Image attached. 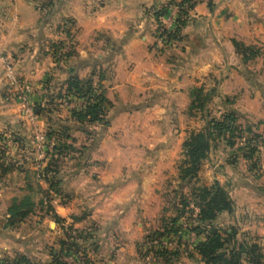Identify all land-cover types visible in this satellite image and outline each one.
<instances>
[{
    "label": "crops",
    "instance_id": "crops-1",
    "mask_svg": "<svg viewBox=\"0 0 264 264\" xmlns=\"http://www.w3.org/2000/svg\"><path fill=\"white\" fill-rule=\"evenodd\" d=\"M165 2L56 0L43 8L35 0H0V52L19 79L45 92L65 89L72 78L98 82L109 102L105 125L83 126L72 111L60 120L69 135L62 143L73 149L66 160L77 168L60 174L59 185L81 192L79 199L61 201L62 190L54 194L38 178L36 135H46L51 125L12 99L13 88L0 66V145L11 142L8 150L3 146L0 164L22 166L12 165L7 173L0 166V258L43 260L46 251L39 243L48 231L57 233L53 220L60 218L72 219L81 234L93 238L86 252L93 264H143L140 249L159 226L166 205L161 184L151 183L150 160L159 156L170 163L176 157L195 88L234 97L222 112L238 110L264 134V77L235 49V43L264 44V0H192L172 54L159 48L155 36L156 11ZM65 20L78 34L76 53L64 64L55 49L72 34ZM81 151L87 161L82 167ZM228 152L211 156L213 182L226 187L235 203L234 212L223 213L217 222L256 228L264 237V178L255 180L248 168L231 165ZM27 196L36 208L49 210L21 221L22 234L1 226L10 217L8 201ZM32 222L28 229L26 223Z\"/></svg>",
    "mask_w": 264,
    "mask_h": 264
},
{
    "label": "rangeland",
    "instance_id": "rangeland-1",
    "mask_svg": "<svg viewBox=\"0 0 264 264\" xmlns=\"http://www.w3.org/2000/svg\"><path fill=\"white\" fill-rule=\"evenodd\" d=\"M52 0H35V3L38 7H47L49 5V2ZM54 2L56 0H53ZM166 2L162 7H160L156 11V16L166 7L172 0H165ZM53 2V3H54ZM50 7V6H49ZM160 19L157 17V27H156V43L158 46H160V49H165L167 51L166 53H174L175 46L173 47H164L161 44H158V28L160 25ZM68 25V28L70 31H72L71 36H68L65 38L63 42H58V48L55 49V52H58L60 57H62V63L65 61L67 56L70 54H75L77 49V41L76 37L78 34V30L76 29L75 25L72 23V21L65 20ZM181 35V32L179 34V37ZM61 43V44H60ZM177 47V46H176ZM252 49V53H248V57H250V60H248L246 63L251 64L250 67H252L253 71H256V73H260L264 77V44L262 46H249ZM254 53L256 56H254ZM60 59V58H59ZM6 60V63H3V61ZM8 58L7 56L0 52V66L4 68V76L9 81L11 87L13 88L14 96L12 99L18 101L14 86L12 85V79L15 78L16 80H21L16 75V72L14 70V67L10 65V63L7 62ZM64 63V62H63ZM65 64V63H64ZM8 67L11 71H9ZM10 72H13L10 73ZM9 74L11 75L9 77ZM257 79V78H256ZM259 79V78H258ZM25 82H30L28 80H21ZM84 81V80H83ZM88 81V80H85ZM258 81V80H257ZM256 81V82H257ZM262 83L264 85V78H262ZM93 85H95L96 88H99V84L94 83L91 81ZM34 84V83H33ZM35 85V84H34ZM36 86V85H35ZM67 88V85L65 86V89L63 90H57V87H55L52 91L45 92L42 91V94L46 93L45 99L47 101V107L39 109H42L43 114L41 113L40 116H46L45 118L49 119V125H51V128L59 129V123L60 120H66L65 117L67 112L70 114L71 110H68L65 105H61L60 102L63 100L65 95V90ZM203 89H206L204 92L205 97H209V102L206 104L205 110H201L200 112L195 109L193 112L190 113V105L187 112V119L188 121L182 120L183 128L180 131H183L184 138L183 143L184 144L187 139L193 134L198 133L201 131H204L207 126L209 125V122L213 119H220L224 114L222 112V106L223 104L227 106V103L234 104L232 100L234 97L230 98H222L217 97V95L214 94V91H211L210 89H207L205 87H201ZM58 89H60L58 87ZM100 89V88H99ZM101 90V89H100ZM100 92V91H99ZM43 97V96H42ZM40 98V97H39ZM190 98V96H189ZM233 98V99H232ZM236 99V97H235ZM231 102V103H230ZM21 103V102H20ZM190 104H191V98H190ZM23 105L24 109H26V106L24 103H21ZM36 107H38L36 105ZM236 113L240 114L241 117L237 119V121L233 124V128L236 129L234 132V135L231 136L230 133H227L223 137H218L217 135L213 138L211 143V150L208 154L209 159L208 163L205 160L202 164L201 170L198 174V177L193 180L188 186H184L182 181L180 180V168L183 166L184 161V155H183V145L179 149V152H176V157L168 162L167 158H154L151 161V167H150V178H152L151 183L152 184H161L162 186V199L165 200V208L163 209V212L159 216V226H157L155 229L151 230V233L149 236L151 238H155L156 236L158 238H165L167 242H174V247L169 248H157L152 247L150 248L147 246V239L144 241L143 247H141V256L144 259L143 264H165L163 260H157V255L161 252H169V251H178L181 256L180 258L174 262V264H203L198 256H194V259L191 258V255H195V246L203 240V236H197L196 232L193 230L196 227V215H198L199 209L197 207V204L199 202V198L197 197L200 194V189L202 188H210L214 185L215 182H213V173H212V160L211 156L215 155L214 159L218 157L222 152H228V159L231 165L236 166V168L239 169H246L248 168V172L253 173L252 177H254L255 180L257 178H264V134L259 131V129L253 127V125L249 124V121L247 122V119L241 114L238 110H234ZM229 110V111H231ZM226 113V112H225ZM221 115V117H219ZM109 119V112L106 117V121L108 122ZM105 125V124H103ZM188 127V129H187ZM256 139V137H258ZM228 141L233 143L232 145L228 146ZM156 147V146H154ZM82 148V146H81ZM225 148V150H224ZM257 150L255 157H253L251 160H247L245 157L246 155H249L251 153L252 149ZM3 146L0 145V152L3 151ZM83 149V148H82ZM156 149H159V146ZM220 150V151H219ZM158 152V150L156 151ZM216 152H219L217 154ZM2 153H5L3 151ZM81 167L85 162H87L84 159L83 152L81 151ZM226 154V153H225ZM35 163V161H33ZM38 162V160H37ZM30 163V162H29ZM32 163V162H31ZM33 163V164H34ZM79 163V162H78ZM77 163V164H78ZM15 165V168H19L22 166H17L16 164H11L10 166ZM19 165V164H18ZM263 165V166H262ZM24 166V165H23ZM75 168V162L68 161L66 159H62L56 162V164H53L50 168L51 171V177H54V172L58 170V177L61 174L64 175L65 173H73ZM249 175V173H247ZM50 177V176H49ZM56 181V180H55ZM57 189H61V201H73L75 198H81V192H76V190H69L64 189V187L61 188L60 185H57V187H53L54 194L57 192ZM226 189V187H224ZM199 191V192H198ZM182 193L190 202L189 207L185 209L183 214L178 216L177 211V205L180 204L181 197L178 195L176 196V193ZM229 196L230 192L227 190ZM48 196L51 197V194H48ZM231 198V196H230ZM49 197L47 198V201H49ZM232 199V198H231ZM263 203H264V199ZM233 201V200H232ZM234 202V201H233ZM182 209L181 206L178 207V210ZM235 209V208H234ZM49 208L47 209H41L40 207H34L33 213L39 212H47ZM35 214V213H34ZM81 215V214H80ZM33 217V216H32ZM177 218L176 225H175V231L170 234H164V235H157L158 231H165L164 225L169 224V226L172 224V221ZM29 220V219H28ZM53 222L55 223V226L52 227L53 231H57V233H54L52 236L49 231L46 235L43 236V239L40 241V246L43 247V249L46 251V258L43 260H34L33 258L29 256H17L16 258H10V260H16L20 257H24L26 261L20 262V264H81L82 257L86 258L90 264H93L91 262L89 256L86 254V252L91 248L90 245L93 242V238L89 236V234H81V228H76V223H74L71 219L70 220H62L60 223H57V220L54 219ZM5 221L1 226L5 225ZM28 229H32L35 225L26 223ZM216 225L222 230L223 234H225L227 231L235 230L238 233L237 239L239 241H242V239H246L248 243L254 244L256 243L261 248V253L264 255V237H259L258 232L256 228L251 227H242V226H233L232 224H226L225 222H217ZM13 232L17 231L22 234V231L19 229L21 228L20 222L15 224L13 226ZM27 229V228H26ZM28 231V230H27ZM33 230H31V233ZM164 233V232H163ZM26 238H28V232H24ZM171 248V249H170ZM83 255V256H81ZM7 257L3 256L0 258V261L5 260ZM20 261V260H19ZM261 262L264 264V259L261 260ZM243 264H246L245 262Z\"/></svg>",
    "mask_w": 264,
    "mask_h": 264
},
{
    "label": "trees",
    "instance_id": "trees-1",
    "mask_svg": "<svg viewBox=\"0 0 264 264\" xmlns=\"http://www.w3.org/2000/svg\"><path fill=\"white\" fill-rule=\"evenodd\" d=\"M192 0H184L182 3V15L184 17L181 22V28L186 23V18L188 15V10L191 9ZM53 0L49 2L48 6L53 5ZM166 7L157 15L160 19L166 12ZM182 31V30H181ZM179 39V37H178ZM235 49L237 53L243 58L245 62L250 60L248 53H252L250 47H246L243 44L235 43ZM74 54H69L67 58L72 57ZM254 56L256 54L254 53ZM97 92L94 104L88 106L85 110L72 111V117L75 121L79 122L81 125H93L96 123L107 124L106 117L108 114L109 102L104 97L100 89L96 88L91 81H82L78 78H72L67 82V88L65 90V95H78L80 97H85L93 92ZM205 89L195 88L191 91L190 98V113L195 109L197 111L205 110L206 104L209 102V97H205L203 94ZM35 108V113L41 115L43 110ZM192 114V113H191ZM46 117V116H45ZM241 117L240 114L235 111H227L223 114L220 119H213L209 122V125L204 131L193 133L187 141L183 144V155L184 161L183 166L180 168V180L184 186H188L193 180L198 177L201 170L203 162L208 158V154L211 150V143L213 138L217 135L219 138L223 137L227 133L231 136L234 135L236 129L233 128V124L237 119ZM49 121V119L47 118ZM47 138L56 137L58 140V145L54 150L53 157L47 163L45 169L40 173V178L44 179L50 187H57L60 181H57L58 170L53 171L54 177H51V167L56 164L57 161L66 159L73 152V149L65 143H62L69 138L68 130L65 127H59V129H54L53 127L49 129L46 133ZM256 137V139H258ZM228 146L232 145L230 141L227 142ZM264 143V141H263ZM257 150L254 148L251 150L249 155H246V159L251 160L255 157ZM0 166L3 167L4 173L10 172L13 167L10 165H5V162H1ZM50 176V177H49ZM56 180V181H55ZM199 192V191H198ZM59 190L57 189V192ZM180 196V204L182 209L178 210V216L183 214L185 209L189 207V200L182 194L176 193V196ZM199 202L197 207L199 209L198 215H196V227L193 229L197 236H203V240L200 241L195 246V255L190 257L194 259V256H198L203 264H263L261 262L264 259V255L261 253V247L256 243L250 244L246 239L239 241L237 239L238 233L235 230L227 231L223 234L222 230L216 225L218 218L223 213L232 214L234 212L235 203L230 198L226 189L220 185V183L215 182L210 188L200 189V194L197 196ZM7 213L10 216L9 219L5 220L4 228L13 227L18 222H21L28 218L33 212L35 204L31 197L14 198L8 201ZM57 223L62 220L60 218H55ZM177 218L172 221V224L164 225L165 231H158L157 235H164L173 233L175 229ZM158 238L148 237V240H153ZM181 254L178 251L161 252L157 255V260H163L165 264H174ZM20 260V261H19ZM26 261L24 257L18 259L10 260L6 258L0 261V264H20V262Z\"/></svg>",
    "mask_w": 264,
    "mask_h": 264
},
{
    "label": "built area",
    "instance_id": "built-area-1",
    "mask_svg": "<svg viewBox=\"0 0 264 264\" xmlns=\"http://www.w3.org/2000/svg\"><path fill=\"white\" fill-rule=\"evenodd\" d=\"M184 0H172L166 8V12L160 18V25L158 28V44L163 45L164 47H173L178 43V37L182 30L181 22L184 17L182 15V3ZM61 56V54H60ZM6 63V60L3 61ZM9 71L10 68L8 67ZM13 74V72H10ZM11 75L9 74V77ZM11 78V77H10ZM12 85L15 89V94L17 99L24 103L26 106V110L30 113L36 108V105L42 108L47 107V101L44 99V93L35 86L33 83L25 82L21 80H16L14 77L11 78ZM97 92H93L88 96L80 97L78 95H68L64 96L63 100H61L60 104L71 111H81L85 110L88 106L94 104L95 98L97 96ZM40 97V98H39ZM58 140L56 137L47 138L45 134L38 132L36 135V150H37V160H38V178H40V173L45 169L47 163L53 157L54 150L58 145ZM3 146L5 150H8L11 147V142L8 139L3 141ZM263 166V165H262ZM167 240V239H166ZM165 238H156L153 240L147 241V246L150 248H169L174 247L175 243L170 241L167 242ZM171 249V248H170ZM83 256V255H81ZM81 264H90V262L82 257Z\"/></svg>",
    "mask_w": 264,
    "mask_h": 264
}]
</instances>
